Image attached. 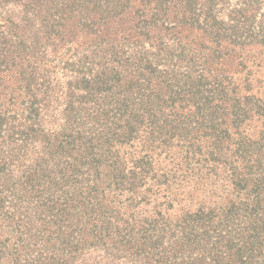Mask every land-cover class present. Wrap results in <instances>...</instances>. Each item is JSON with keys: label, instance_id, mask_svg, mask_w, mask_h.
I'll use <instances>...</instances> for the list:
<instances>
[{"label": "trees", "instance_id": "obj_1", "mask_svg": "<svg viewBox=\"0 0 264 264\" xmlns=\"http://www.w3.org/2000/svg\"><path fill=\"white\" fill-rule=\"evenodd\" d=\"M0 264H264V0H0Z\"/></svg>", "mask_w": 264, "mask_h": 264}]
</instances>
